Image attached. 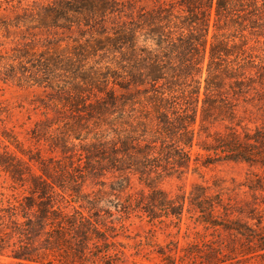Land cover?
Returning a JSON list of instances; mask_svg holds the SVG:
<instances>
[{
	"label": "trees",
	"instance_id": "1",
	"mask_svg": "<svg viewBox=\"0 0 264 264\" xmlns=\"http://www.w3.org/2000/svg\"><path fill=\"white\" fill-rule=\"evenodd\" d=\"M158 3L156 14L147 13L151 17L143 35L151 44L143 54L138 53L142 50L138 45L142 34L137 33L144 27H134L133 18L127 17L114 32L96 30L108 36L90 45L80 44L70 55L57 52L58 49L39 48L33 53L31 49L20 50L17 56L22 61L31 58L45 73L48 83H55L60 73H69L77 75L84 84L99 88L101 77L83 71V59L91 54H85L86 47L122 54L123 59L116 63L129 65L125 72L130 80L116 82L114 75L103 76L102 82L114 86L97 100L100 105L95 112L103 118L88 153L91 164L106 161L104 168L122 173L121 182H111V188L127 194L128 208L141 210L152 219L162 211L166 216H181L186 198L171 197L160 184L170 169L175 173L182 172V167L188 169L195 145L223 160L250 161L254 144L248 141L249 123L239 115L238 101L256 100L255 105L260 108L264 99V56L255 53V46L244 50L243 43L233 42V34L255 35L259 43L264 39V0ZM46 4L41 12L26 17L38 28L71 30L75 25L91 26L95 19L105 20L118 11L113 0H48ZM180 9L184 12L181 17L176 14ZM179 18V26H174L178 32H173L170 24ZM211 25L214 32L209 41ZM134 70L140 73L134 74ZM96 106L92 103L91 108ZM125 107L133 112L128 121L124 118ZM222 121H228L229 131L211 133L209 128ZM255 134L259 150L264 137L260 131ZM168 145L173 148L168 149ZM161 155L160 162L167 165L159 162ZM126 160L128 165L122 164ZM20 163V158H13L12 153L0 161L2 170L22 184L25 172ZM132 175H137L143 190H147L140 199H133ZM41 178L34 182L30 195L16 190L7 192L0 185V256L11 258L10 264H138L118 241L116 222L101 213L105 209L99 196L82 194L75 199L88 211L87 216L84 210H70L61 185L57 187L63 192L62 203L57 198L56 185ZM114 183L117 188L112 187ZM191 195V204L207 215L201 220L204 224L234 229L228 222L214 218L223 205L207 195L206 186L194 184ZM258 241V250H264L261 239ZM221 248L205 253V264L222 263ZM167 264H177L173 255H168Z\"/></svg>",
	"mask_w": 264,
	"mask_h": 264
},
{
	"label": "rangeland",
	"instance_id": "2",
	"mask_svg": "<svg viewBox=\"0 0 264 264\" xmlns=\"http://www.w3.org/2000/svg\"><path fill=\"white\" fill-rule=\"evenodd\" d=\"M47 1L0 0V161L1 157H9L12 153L13 158H20V167L25 172L22 184L17 183L0 165V185L7 192L16 190L30 195L34 182L44 176L56 185L54 188L61 203L67 199L71 204L70 210H84L87 216L88 211L75 199L82 194H89L91 198L99 196L105 209L101 213L116 222L118 241L125 245L128 254L138 264H167L168 255H173L177 264H205V253L221 247L222 263L218 264H264V250H258V238L264 244V142L258 150L259 145L254 138L256 131L264 137V99L260 108L255 105L256 100L238 101V113L249 123L251 139L248 141L254 144L250 161L223 160L218 154L195 145L188 169L182 167L179 173L170 169L160 184L171 197L186 198L181 216H166L162 211L152 219L141 210L128 208L127 194L111 188V182H121L122 173L104 168L106 161L101 165L98 160L91 164L88 153L103 118L95 112L100 105L97 100L114 86L102 82L103 76L114 75L116 82L130 80L125 72L129 65L116 63L123 59L122 54H114L105 48L94 51L86 47L88 51L85 54H91L90 58L83 59V71L95 73L98 79L101 77L99 88L90 87L77 79V75L69 73H60L55 83H48L45 73L39 71L31 58L22 61L17 56L20 50L31 49L33 53L39 48H47L48 51L58 49L57 52L70 55L80 44L90 45L108 36L98 34L96 30L106 28V31L114 32L127 17L133 18L134 27H144L137 29L141 30L137 34H142L138 38L142 50L138 53L143 54L144 48L151 44L146 43L143 35L148 28L147 22L156 14L160 4L158 0H113L118 11L109 14L105 20L95 19L91 26L79 28L75 25L71 30L38 28L26 17L30 13L41 12ZM149 12L151 16L147 15ZM182 13L181 9L176 12L180 17ZM180 19L170 24L173 32H178L174 26H179ZM213 32L211 25L209 41H212ZM233 35L236 36L233 42L243 43L241 47H245L244 50L246 46H255V53L264 56V39L259 43L252 34ZM133 73L140 71L134 70ZM92 103L97 106L91 108ZM124 110V118L128 121L133 112L128 107ZM228 126V121H222L209 130L226 134ZM167 148L173 146L168 145ZM6 150L9 153L6 154ZM161 158L162 155L159 162ZM160 163L167 165L164 161ZM122 164L128 165V160ZM131 177L133 199H140L143 191L147 190H143L137 175ZM58 184L66 193L63 194ZM194 184L207 187V195L223 205L214 218L218 222H228L234 229L226 230L201 221L207 215L191 204ZM112 187L117 188V185L114 183ZM62 194L65 199H62ZM11 261L9 257L0 256V264H10Z\"/></svg>",
	"mask_w": 264,
	"mask_h": 264
}]
</instances>
